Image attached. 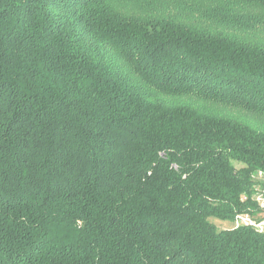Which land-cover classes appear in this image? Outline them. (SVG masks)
Listing matches in <instances>:
<instances>
[{
	"label": "trees",
	"instance_id": "16d2710c",
	"mask_svg": "<svg viewBox=\"0 0 264 264\" xmlns=\"http://www.w3.org/2000/svg\"><path fill=\"white\" fill-rule=\"evenodd\" d=\"M257 172L264 0H0V264H264Z\"/></svg>",
	"mask_w": 264,
	"mask_h": 264
},
{
	"label": "built area",
	"instance_id": "2783aa9c",
	"mask_svg": "<svg viewBox=\"0 0 264 264\" xmlns=\"http://www.w3.org/2000/svg\"><path fill=\"white\" fill-rule=\"evenodd\" d=\"M254 179L262 182L264 180V174L262 172H257ZM264 182V181H263ZM258 186L256 192L254 193L253 200L258 205L260 209H264V188ZM233 228L238 227H249L255 232L262 234L264 233V217L263 218H253L248 214H237L233 219Z\"/></svg>",
	"mask_w": 264,
	"mask_h": 264
},
{
	"label": "rangeland",
	"instance_id": "374dc122",
	"mask_svg": "<svg viewBox=\"0 0 264 264\" xmlns=\"http://www.w3.org/2000/svg\"><path fill=\"white\" fill-rule=\"evenodd\" d=\"M242 117H244V116H241L240 118H242ZM240 118H238V119H240ZM263 181L264 180H262V182ZM209 221L212 222L215 226H217L219 228H230L231 226L233 227V223H231V222H229V223L228 222H223V221H220V220H218L216 218H210Z\"/></svg>",
	"mask_w": 264,
	"mask_h": 264
}]
</instances>
